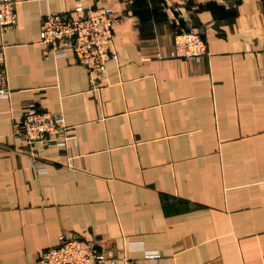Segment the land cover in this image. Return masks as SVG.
Instances as JSON below:
<instances>
[{
	"label": "crops",
	"instance_id": "1",
	"mask_svg": "<svg viewBox=\"0 0 264 264\" xmlns=\"http://www.w3.org/2000/svg\"><path fill=\"white\" fill-rule=\"evenodd\" d=\"M14 1L16 23L0 25V264H36L64 233L104 264H264V2ZM77 4L117 15L98 88L72 50L40 41L46 13ZM187 21L208 55H171ZM32 102L73 125L34 165L16 133Z\"/></svg>",
	"mask_w": 264,
	"mask_h": 264
},
{
	"label": "built area",
	"instance_id": "2",
	"mask_svg": "<svg viewBox=\"0 0 264 264\" xmlns=\"http://www.w3.org/2000/svg\"><path fill=\"white\" fill-rule=\"evenodd\" d=\"M172 8L180 11L177 6L172 5ZM74 10V16L69 13H46L41 22L40 41L58 57L66 56L68 50H72L78 62L91 74L94 87L98 88L108 65L119 56L114 44L117 15L109 5L95 7L77 4ZM16 21V1L0 0L1 27L5 29L13 26ZM208 53L203 31L195 29L191 21H187L186 25L179 23L174 33L171 55L178 58H201ZM10 94L5 51L0 46V97H9ZM72 130L73 125L67 122L63 114L32 102L22 116L16 133L27 145L30 162L34 165L38 153L45 146L52 143L66 144ZM39 171L45 172L46 168H40ZM146 255L157 257L159 253L146 250ZM107 259V255L89 238L64 233L60 236L58 245L49 247L39 255L36 264H104Z\"/></svg>",
	"mask_w": 264,
	"mask_h": 264
}]
</instances>
